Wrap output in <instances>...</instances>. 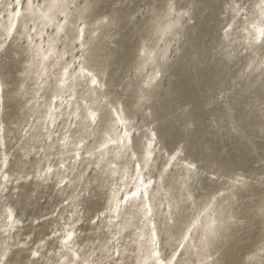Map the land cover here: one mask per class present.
Instances as JSON below:
<instances>
[{
  "label": "bare ground",
  "instance_id": "obj_1",
  "mask_svg": "<svg viewBox=\"0 0 264 264\" xmlns=\"http://www.w3.org/2000/svg\"><path fill=\"white\" fill-rule=\"evenodd\" d=\"M0 264H264V0H0Z\"/></svg>",
  "mask_w": 264,
  "mask_h": 264
}]
</instances>
